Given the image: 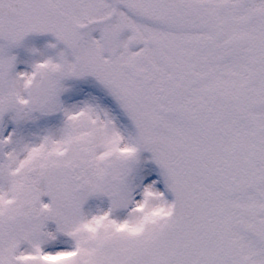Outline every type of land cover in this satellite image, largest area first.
Masks as SVG:
<instances>
[{
    "label": "snow or ice",
    "instance_id": "6c2138e0",
    "mask_svg": "<svg viewBox=\"0 0 264 264\" xmlns=\"http://www.w3.org/2000/svg\"><path fill=\"white\" fill-rule=\"evenodd\" d=\"M0 264H264V0H0Z\"/></svg>",
    "mask_w": 264,
    "mask_h": 264
},
{
    "label": "rangeland",
    "instance_id": "374dc122",
    "mask_svg": "<svg viewBox=\"0 0 264 264\" xmlns=\"http://www.w3.org/2000/svg\"><path fill=\"white\" fill-rule=\"evenodd\" d=\"M45 37H43V36H37V37H35L34 39H36L37 41H39V40H43Z\"/></svg>",
    "mask_w": 264,
    "mask_h": 264
}]
</instances>
